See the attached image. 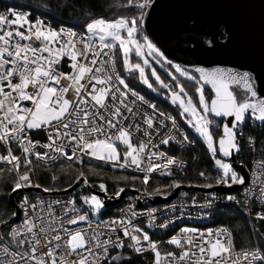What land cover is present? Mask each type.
I'll use <instances>...</instances> for the list:
<instances>
[{"label":"snow or ice","instance_id":"6c2138e0","mask_svg":"<svg viewBox=\"0 0 264 264\" xmlns=\"http://www.w3.org/2000/svg\"><path fill=\"white\" fill-rule=\"evenodd\" d=\"M127 3L137 10L131 16L113 20L92 19L86 24L85 34L72 29H53L39 17L32 21L28 14L13 8L0 13V144L6 149V154L0 155V162L11 165L8 171L15 173L13 192L40 187L39 184L33 185L30 178L31 156L37 160H56L58 156H65L71 161L74 158L79 160L82 153L99 161L114 162L120 168L134 166L135 170L145 173L144 184L157 169L162 170L161 175L172 174L170 166L175 163V158L164 159L163 152L149 149V145L157 147L151 139L152 133L148 131L153 128L152 117L133 111V106L127 102V91H130L132 96L145 103L144 97L129 89L116 71L117 49L122 54L124 70L138 72L140 81L153 91L156 89L145 75V67H150L145 57L150 56L165 67L168 75L176 81L175 88L179 89V93L170 90L172 103L179 104L181 117L203 139L212 155L218 170L215 183L229 187L245 183V178L224 158H229L233 151H239L236 130L247 117L264 126V93H261L264 89V48L260 54L262 67L259 74L255 69L236 71L225 67H195L190 71L187 66L169 59L144 34L146 19L158 7V0H127ZM220 27L211 39L190 40L185 46L191 45L199 51L211 53L228 50L232 44L231 33H221ZM195 30L193 21L192 31ZM217 35L223 36V44L218 41ZM133 53L143 61V66L139 62H131L130 54ZM65 58L71 69L69 72L60 70ZM170 69H174L185 81L194 82L195 92L199 94L198 107ZM151 76L161 88H169L155 69L151 71ZM121 85L127 91L121 90ZM205 86H210L213 93L210 103L205 98ZM149 107L156 111L155 105L150 104ZM125 112L130 115H124ZM137 115L143 118L146 129L136 121ZM160 115L172 121V127L183 137L180 143H192L187 134L179 129L174 117L164 113ZM214 118H232L229 123H223L218 140L211 128L216 125L219 129L221 125ZM161 126H166L163 121ZM32 130L46 131L48 142H33L29 138ZM136 132H143L149 139L134 140ZM170 139L172 137L167 136L160 143L166 145ZM13 144L22 155L13 154ZM37 147L48 151L41 153L36 151ZM217 152L222 158H217ZM153 157L164 162L154 163ZM21 167L27 171L21 172ZM259 170L260 176L253 173L254 183L260 185L257 199L264 202V179H261L264 176V160L259 162ZM80 175L83 176V173ZM199 175L205 177L206 174L200 172ZM84 182L87 184L86 178ZM173 186L180 185L174 183ZM211 186V183L203 185ZM99 188L106 191L103 183ZM123 191V188L119 189L116 195ZM246 195L250 199L252 193ZM81 199L89 206L93 216L104 206L96 195H85ZM227 199L231 201L235 197L228 196ZM54 203L60 204L59 201ZM20 207L24 210L21 223L10 225L6 220L0 221V224L10 228L7 240L0 234V264H119L120 254H111L113 249L125 247L124 240L117 234L118 229L130 241L127 247L136 253L150 250L153 264H264V248L257 246L237 250L232 233L225 227L206 230L182 228L178 235L167 241L179 252L162 254L157 242L152 241L142 228L133 225L131 220L98 221L93 227L89 212H81L75 207L74 200L61 205L63 214L60 216L54 214L52 204H48L47 208L43 202L29 204L26 197ZM131 208L129 205L128 211ZM132 215L137 214L132 212ZM149 216V227H152L155 218L151 214ZM256 218L264 221V212H257ZM81 223L87 228L69 227ZM169 223L171 221L158 227L166 228Z\"/></svg>","mask_w":264,"mask_h":264},{"label":"built area","instance_id":"2783aa9c","mask_svg":"<svg viewBox=\"0 0 264 264\" xmlns=\"http://www.w3.org/2000/svg\"><path fill=\"white\" fill-rule=\"evenodd\" d=\"M8 8H13L18 12L22 11L28 14L29 19L32 21H35L39 17L40 19L44 20L46 25H49L53 29H57V30L60 28H64L65 30L72 29L79 34H85L86 24H82L77 21H67L65 23H61L62 21L60 20L61 22H57L58 19L56 18L53 19L55 16L49 15L45 10L36 7L34 5L22 2L21 0H0V13L6 12ZM126 8L134 12L137 11L134 7L128 6V3L126 5ZM130 55H134V53ZM120 56L122 60V54H120ZM60 70L64 72L71 71V69L68 67V61L66 58L64 62H62V64L60 65ZM164 83L169 84V88L167 89L161 88L159 84H157L156 87L160 89L162 92L166 93L167 95H170V90L175 91V81H173L172 78L169 81H164ZM143 85L146 88V90H148L147 86L145 84ZM120 87L121 90L127 91L123 88L122 85ZM127 95H128L127 102H129L133 106V111L147 114L153 119V128L148 129V131L152 133L151 139L153 140V143L157 145V147L152 148L151 145H149V149H151V151L163 152L165 154L164 159L168 157L175 158V163L170 166V170L172 173L171 175H161L162 170L157 169L155 172L150 174L149 181L151 179L179 178L184 176L185 172L188 169V162L177 157L175 153L179 151L191 150L195 146V141L189 138V140H191L192 143L190 144L186 142L180 143L183 137L176 131V129L172 127L171 120H165L164 116L160 115V113H164V112L160 111L157 107H156V111H153V109L149 107V105L152 103L148 102L145 98H144L145 103H142L141 101L136 99V97L132 96L130 91H127ZM164 114L166 116L169 115L166 113ZM124 115H130V114L125 112ZM135 119L138 123L141 124L142 128L145 129L147 128V125L143 123V118L140 115H137ZM161 121L164 122V124L166 125L165 127L161 126ZM177 126L183 133L187 134L186 129H184L178 122H177ZM188 130L194 134V131L191 129V127H188ZM241 132L243 133L242 135H240ZM262 132H264V126L260 125L259 122L252 120L250 117H247L244 122V125L237 130V140L239 141V146H240L239 151L237 153V162L238 164L245 165L247 167L248 181L243 189L237 190L234 193L226 194L221 192H211L206 196L202 195L203 197L201 199H197L196 197H194L195 198L194 200L193 198L186 199L180 193L167 203L153 204L150 201V197H151L150 195H148L144 191H138V194L126 196L121 201V203L112 207H104L103 209L99 210V212L96 214L97 216H93L91 210L89 209V206L83 203V200L81 199L82 196L96 195L98 198L102 200L103 205H105L108 202H112L117 197V195L116 193L111 195L107 192V190L105 192H102L101 189H98L97 187L93 188L89 185L88 182L86 184L84 182L85 179L83 178V180L79 182L78 187L68 195L49 196V195H39L34 192H26V190L31 187L22 188L15 191L18 192L15 201H17L16 204L19 207L20 214H19V218L16 221L12 222L10 225H16L22 222L24 218V210L20 207V205L24 201L25 197L27 198L29 204H39L40 202H43L45 208H47L48 204H52L54 209V214L56 216H60L63 214L61 205H67V202L69 200H74L76 208L80 209L81 212L84 211L89 212L90 219L93 221V227H95V223L98 221L101 222L110 221V220L118 221L120 219H124L126 221L131 220V223L133 225L142 228L145 232L148 233L152 241L157 242L159 246V250L161 251L162 254L168 251L178 253L179 249H177L174 245L168 244L167 241L172 236L178 235L180 233V229L185 227H195L200 230H206L210 228L217 229L221 227H225L229 229V227L226 224H218L216 216L218 212L224 213L226 210L232 209V210L240 211L243 214L250 228V232L253 238L252 246L250 248L257 247L259 246V244L255 236L254 222L262 221L256 218V213L264 212V202L257 199V197L259 196L260 185L259 183H254V180H255V176H260L259 162L261 160H264V142L261 143L258 141V134ZM167 136L172 137V139L169 140V143L166 145L160 143V141L162 139H165ZM29 138L33 142H39L40 144H44L48 142L47 132L44 130L30 131ZM249 138H251V143L249 142ZM148 139L149 137H145L143 132H136L134 134V140L147 141ZM11 147L13 150V154L18 156L22 155L21 151L15 144L11 145ZM36 151L43 153L48 150L37 147ZM67 151L68 154H71L70 150ZM120 151H121V159H122L123 146H121ZM4 154H6L5 146L0 144V155H4ZM79 156H80L79 160H76L74 158L71 161H69L65 156H58L56 160H48V159L37 160L35 156H31L30 157L32 159L31 169L33 167H49V166L62 165V164L76 165V166L91 164L94 166H98L107 171L135 176L142 180H143V176L145 175L144 172L135 170L134 166L127 168H120L114 162L99 161L82 153L79 154ZM153 162L163 163L164 160L153 157ZM145 163H147V158H145ZM0 166H5L8 168L11 167V165H7L6 163L3 162H0ZM215 170L217 171V174L215 176L207 177L205 175V177H201L198 174V179L204 181L205 184L211 183L212 184L211 187L226 186L224 184L215 183L218 177V170L217 169ZM20 171L24 172L27 171V169L21 167ZM163 171H168V170H163ZM202 172L205 173V171ZM254 172H255V176L253 175ZM261 179H264V176H262ZM13 183L10 186L11 192H13L12 191ZM89 187H91V189H94L95 191L98 192L90 193ZM248 193H252L250 199L248 195H246ZM162 196L165 197V195ZM228 196H233L235 197V199L229 201L227 199ZM56 201H59L60 204L54 203ZM129 205L132 206L131 211H128ZM28 211L29 213H31L32 209L29 208ZM37 211H39V208L37 209ZM132 212H135L137 215L133 216ZM149 214H151L155 218L152 227H149V221H150ZM168 221H171V223H169L166 228L158 227V225L166 223ZM69 227L73 229L77 227L87 228V225L81 223ZM5 230L6 231L4 233L2 232V230H0V234H3L5 236V240H7L8 239L7 233L8 231H10V228L6 227ZM117 234L120 236L122 240H124L125 247L123 249H113L111 252L112 255H117L118 253L121 254L123 251H127L132 257H137V258L151 257L150 264H153V253L150 250L146 249L142 253L138 254L133 249L127 247V244L130 243V241L123 236L122 230L118 229ZM103 238L105 237H101V239ZM113 238H115V234L113 235ZM236 249L240 250L238 248ZM105 264H107V262H105Z\"/></svg>","mask_w":264,"mask_h":264},{"label":"water","instance_id":"95a60500","mask_svg":"<svg viewBox=\"0 0 264 264\" xmlns=\"http://www.w3.org/2000/svg\"><path fill=\"white\" fill-rule=\"evenodd\" d=\"M193 21L195 22V32L192 31ZM218 27H220L221 33L223 31L231 33L232 44L228 50L211 53L199 51L191 45L185 46L190 40L211 39L217 34ZM144 34L148 35L169 59L187 66L190 71L195 67L206 69L225 67L233 68L236 71L255 69L259 74L262 67L260 54L264 48V0H158V7L146 19ZM217 39L221 44L224 43L221 35H217ZM140 83L143 84L141 81ZM204 90L213 95L210 86H205ZM261 93H264V89H261ZM214 119L221 123L220 134L223 123H229L232 120V118ZM237 142L239 144L238 140ZM216 147L218 148V144ZM237 153V151H233L229 158L224 159L232 164L239 175L245 178L243 185L203 187L179 184V187H174L165 197L162 195L150 197L151 203H167L183 192L206 196L211 192L231 194L243 189L248 181V169L245 165L238 164ZM217 157L222 158L219 152H217ZM82 180L83 178L78 179L69 188L60 192H47L40 187L28 188L26 192L49 196L68 195L78 187ZM97 188L100 189L99 185ZM89 192L96 193L98 191L89 187ZM17 194L18 192H10L8 196V204L16 214L7 221L8 224L19 218L20 211L15 201ZM136 194H138L136 189H124L119 196L112 202L106 203L103 208L115 206L121 203L124 197ZM6 227V225L0 224V230Z\"/></svg>","mask_w":264,"mask_h":264},{"label":"trees","instance_id":"16d2710c","mask_svg":"<svg viewBox=\"0 0 264 264\" xmlns=\"http://www.w3.org/2000/svg\"><path fill=\"white\" fill-rule=\"evenodd\" d=\"M28 4L31 3L36 7L45 10L49 15L55 16L53 19H58L57 22L65 23L67 21H77L82 24H87L92 19L104 18L106 20H113L121 16H131L134 11L124 8L127 0H24ZM135 1V0H134ZM37 13V12H35ZM61 20V21H60ZM221 38L223 36L221 35ZM116 71L125 80L130 89L144 97L148 102L155 104V106L162 112L174 115L178 122L182 119L178 112V108L169 105L165 101L157 98L147 92L143 84L136 83L124 78V68L121 56L117 51L116 55ZM132 74V73H131ZM162 75L164 81H169L171 78ZM181 81L188 95L196 102L197 93L195 92L194 82ZM176 83V81H175ZM177 90V88H175ZM207 95V100L210 101L212 94L204 90ZM217 124H221L215 120ZM181 126L183 127L182 123ZM187 135L190 139L195 141V146L191 150L179 151L175 155L188 162V169L185 175L179 178L166 179H151L147 184L143 180L126 174L115 173L104 170L98 166L85 164L83 166L76 165H55L49 167H33L30 175L32 184H39L42 189H50L48 192H60L69 188L78 179L86 178L89 185L96 188L103 183L109 194H115L119 189H136L144 191L151 197L166 195L174 188V183H179L185 186H202L204 181L198 179L199 172L205 171L207 177H212L217 174L215 164L211 154L207 151L202 141L191 133L187 128ZM213 135L215 139L220 135V128L214 127ZM258 141L264 142V132L258 134ZM8 167L0 166V221H8L13 215L14 210L8 204V196L11 192L10 185L14 181L15 176L13 172L8 171ZM83 173V176L80 174ZM55 177V179H53ZM135 177V179H134ZM184 198L192 199L196 197L201 199L203 196L197 193H181ZM58 196V195H57ZM17 202V201H16ZM218 224H226L232 232L235 247L238 249L250 248L252 246V235L250 228L240 211L226 210L224 213L218 212ZM255 236L261 248H264V221H255ZM6 230H2L4 233ZM119 264H150L151 257H132L127 251L121 254ZM116 264V262H113Z\"/></svg>","mask_w":264,"mask_h":264},{"label":"rangeland","instance_id":"374dc122","mask_svg":"<svg viewBox=\"0 0 264 264\" xmlns=\"http://www.w3.org/2000/svg\"><path fill=\"white\" fill-rule=\"evenodd\" d=\"M22 2H25L24 0H21ZM25 3H27V2H25ZM29 4H31V3H29ZM31 5H33V4H31ZM126 5H127V2H126V4L124 5V8H126ZM127 9V8H126ZM146 59H148L149 60V64H150V67H145V75L148 77V79H149V83H151L152 85H153V88H155L156 90L155 91H153L152 89H150V88H148V86H147V88H148V90H147V92L149 91V93L150 94H152V95H154V96H156L157 98H160L161 100H163V101H165L166 103H168L169 105H172V106H175L176 108H178V112H179V114L181 113V111H182V109H180V107H179V104L177 103V104H173L172 103V100H171V95H167L166 93H164V92H162L160 89H158L157 87H156V85L158 84V83H156V81H155V78L154 77H152L151 76V71L153 70V69H155L156 70V72H157V74L161 77V80H163V78H162V75L161 74H163V75H166V77H170L169 75H168V73H167V71L165 70V67H162L161 66V64H157L156 63V61L152 58V57H150V56H146L145 57ZM130 60H131V62H139V63H141V65L143 66V61L142 60H139V58H137V57H135V55H130ZM169 68H170V66H168ZM176 76H177V78L178 79H182V80H184V78L183 77H179V74L178 73H175V70L174 69H170ZM124 72V78L125 79H128L129 77V80H131V81H134V82H136V83H139L140 84V81H139V73L138 72H136V71H133L132 72V74L131 73H129L128 71H123ZM195 86V85H194ZM175 92H177V93H179V89L177 88V90L175 89ZM189 96V95H188ZM190 97V96H189ZM205 98H206V100H207V95L205 94ZM185 100H187V97H185ZM196 102L197 103H195L194 101H193V103H194V105H196L197 107H198V104H199V94L197 93V96H196ZM202 111V110H201ZM187 113H185V117H187ZM172 117H174V115H171ZM175 118V117H174ZM175 120H176V118H175ZM177 122H178V120H176ZM179 121H181V122H178L180 125H181V123H182V125H183V128L185 127V128H187V130H188V127H190L189 125H188V123L186 122V119L185 118H182V119H180ZM214 127H216V125H213L212 126V128H211V131H213V129H214ZM191 129L194 131V129L191 127ZM213 133V132H212ZM194 135L197 137V138H199L201 141H202V143L204 144V146H205V148L207 149V144L203 141V139L201 138V137H199V135L194 131ZM207 151H208V149H207ZM209 152V151H208ZM210 153V152H209ZM211 154V153H210ZM212 156V155H211ZM218 158V157H217ZM214 161V160H213ZM216 169V168H215ZM14 182V181H13ZM12 182V183H13ZM12 183H11V185H12ZM10 185V186H11ZM95 216H97V215H95Z\"/></svg>","mask_w":264,"mask_h":264},{"label":"flooded vegetation","instance_id":"af4514ba","mask_svg":"<svg viewBox=\"0 0 264 264\" xmlns=\"http://www.w3.org/2000/svg\"><path fill=\"white\" fill-rule=\"evenodd\" d=\"M223 39V38H222Z\"/></svg>","mask_w":264,"mask_h":264}]
</instances>
